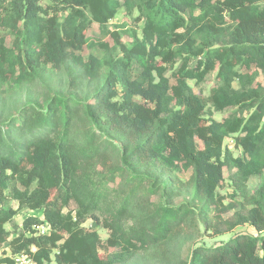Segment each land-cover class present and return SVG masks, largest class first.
<instances>
[{
    "label": "trees",
    "instance_id": "16d2710c",
    "mask_svg": "<svg viewBox=\"0 0 264 264\" xmlns=\"http://www.w3.org/2000/svg\"><path fill=\"white\" fill-rule=\"evenodd\" d=\"M40 1L0 0V28L13 37L9 47L0 35V86L30 93L0 113V247L33 264H121L164 248L200 218L220 240L193 247L180 264H264V85L256 82L264 0ZM121 7L141 22L130 44L107 27ZM92 23L112 44L88 34ZM84 45L102 54L85 59L77 53ZM69 60L66 92L34 90L49 67ZM212 70L211 108L234 110L206 122V102L187 80ZM232 134L238 155L223 143ZM224 168L242 198L237 208L217 192ZM187 170L183 182L178 172ZM253 175L260 181L250 189ZM185 188L191 206L174 205ZM8 197L15 207L5 206ZM38 209L43 217L27 216L10 238L5 225ZM89 218L106 239L84 227ZM244 224L257 234L236 233ZM108 248L120 251L102 256ZM0 264L13 262L5 255Z\"/></svg>",
    "mask_w": 264,
    "mask_h": 264
},
{
    "label": "rangeland",
    "instance_id": "374dc122",
    "mask_svg": "<svg viewBox=\"0 0 264 264\" xmlns=\"http://www.w3.org/2000/svg\"><path fill=\"white\" fill-rule=\"evenodd\" d=\"M119 1L122 2L123 0ZM40 2L45 4L48 3L49 0H41ZM107 27L109 29L118 28L121 35V40L126 44H130L133 36H140L141 22L136 20V12H134L132 15H128L125 9L121 7L117 11L115 17L108 22ZM88 34L92 37L100 38L112 44L111 37L105 33L96 23L91 24ZM0 35L4 36L7 46H12L13 37L7 30L0 28ZM23 45L24 43H22V46ZM77 53L86 59L90 54L100 56L102 51L95 46L90 47L84 45L81 50L77 51ZM195 60L196 57H193L192 61L189 63V66L195 65ZM72 67L75 66L70 60L63 64L60 68L49 67L44 82L37 83L34 87V90L37 92L45 88L50 93L66 92L69 88L68 84L70 80V69ZM174 67H178V64H175ZM171 72V70H167L165 74L169 78L170 83H174L175 80L172 77ZM215 74L216 70L210 71L200 82H195L194 79L187 80L194 93L198 94L206 102L204 112L206 122H208L210 119L219 121L234 110V107H227L221 111H215L211 108L207 98L209 96L210 88L216 83ZM256 82L264 85V74L258 73ZM234 85L237 86L236 82ZM4 88L5 85L0 86V113L2 115L10 114L12 111H14V109L24 103L28 99V96H30V93L28 95V91L25 86L22 87V89L12 88L6 92L4 91ZM136 99L143 101V99L139 97ZM234 136L235 134H232L229 136V138H225L223 143L225 146L231 145L233 154L238 155L240 150L237 147H234ZM231 174L232 170L228 168L223 169V180L220 186L217 188V192L223 197V203L225 205L230 203L233 204L235 208H237V204L242 198L237 194V192H235ZM189 175L190 170L178 172V177L183 182L187 181ZM259 181L260 177L258 175H253L249 177L247 185L250 189H252L259 183ZM191 195V190L189 188H185L174 197L172 203L174 205H180L181 203H184L187 206H191ZM15 204V201L9 197L5 200V206L15 207ZM233 210L234 209L224 213L223 217L231 215ZM29 215H36L41 218L43 217L42 210L40 209L25 210L18 213L5 225L6 229L13 231V234H11L10 238L20 230L22 221ZM196 222V226H193L191 230L167 243L164 248L152 247L148 252H137L133 255L121 256V264H180L181 261H185L189 258L191 249L193 247L202 243L217 244L219 242V237H213L212 231L205 229V225L200 218H198ZM83 225L84 227L96 230L99 233L101 239H106L108 237L109 231L102 228L101 225L94 219H87ZM236 233H248L251 235L257 234L256 230L249 224H244L237 227ZM119 251V248H108L107 250L100 251V254L107 257L111 254L118 253ZM5 255H11L7 243L0 247V258L4 257Z\"/></svg>",
    "mask_w": 264,
    "mask_h": 264
},
{
    "label": "built area",
    "instance_id": "2783aa9c",
    "mask_svg": "<svg viewBox=\"0 0 264 264\" xmlns=\"http://www.w3.org/2000/svg\"><path fill=\"white\" fill-rule=\"evenodd\" d=\"M39 233L43 234L47 231L46 227L44 225H41L38 227ZM11 258L13 264H33V261L31 257L25 253V252H20L16 254H11L9 255Z\"/></svg>",
    "mask_w": 264,
    "mask_h": 264
}]
</instances>
